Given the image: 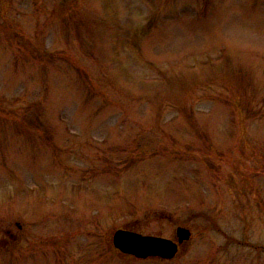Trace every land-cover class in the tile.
<instances>
[{"label":"rangeland","instance_id":"obj_1","mask_svg":"<svg viewBox=\"0 0 264 264\" xmlns=\"http://www.w3.org/2000/svg\"><path fill=\"white\" fill-rule=\"evenodd\" d=\"M0 264H264V0H0Z\"/></svg>","mask_w":264,"mask_h":264},{"label":"water","instance_id":"obj_2","mask_svg":"<svg viewBox=\"0 0 264 264\" xmlns=\"http://www.w3.org/2000/svg\"><path fill=\"white\" fill-rule=\"evenodd\" d=\"M176 234L177 242L163 237L146 236L119 229L113 235V245L123 254L132 255L139 259L158 257L170 260L177 254L179 245L191 237L190 230L183 227H179Z\"/></svg>","mask_w":264,"mask_h":264}]
</instances>
